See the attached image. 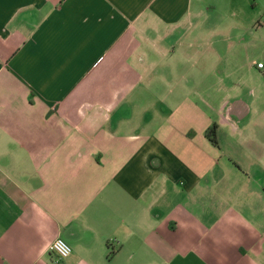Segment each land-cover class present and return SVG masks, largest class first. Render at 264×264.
I'll list each match as a JSON object with an SVG mask.
<instances>
[{
    "label": "crops",
    "instance_id": "1",
    "mask_svg": "<svg viewBox=\"0 0 264 264\" xmlns=\"http://www.w3.org/2000/svg\"><path fill=\"white\" fill-rule=\"evenodd\" d=\"M209 8L0 0V264H264V62Z\"/></svg>",
    "mask_w": 264,
    "mask_h": 264
},
{
    "label": "rangeland",
    "instance_id": "2",
    "mask_svg": "<svg viewBox=\"0 0 264 264\" xmlns=\"http://www.w3.org/2000/svg\"><path fill=\"white\" fill-rule=\"evenodd\" d=\"M210 5L209 12L214 17H225V22L234 21L233 23L240 27V35L244 40H252V42L259 43L260 47L256 48L250 53L245 54L246 60H251L252 57H257L264 62V0H205ZM230 29H233V25L229 24ZM256 63V61H255ZM262 83V82H261ZM264 87V86H263ZM256 95H261L257 93ZM255 103V115H257V105L264 104V102L254 100ZM219 120L222 118L221 113ZM261 117V114H260ZM240 136V135H239ZM223 139V138H222ZM225 140V139H223ZM226 147L224 156H229L233 160L240 162V148L234 147L230 142L223 145ZM222 156V157H224Z\"/></svg>",
    "mask_w": 264,
    "mask_h": 264
},
{
    "label": "built area",
    "instance_id": "3",
    "mask_svg": "<svg viewBox=\"0 0 264 264\" xmlns=\"http://www.w3.org/2000/svg\"><path fill=\"white\" fill-rule=\"evenodd\" d=\"M258 66H262V61L256 62ZM48 249L57 256V262L71 253V245L61 236L54 237L48 244Z\"/></svg>",
    "mask_w": 264,
    "mask_h": 264
},
{
    "label": "trees",
    "instance_id": "4",
    "mask_svg": "<svg viewBox=\"0 0 264 264\" xmlns=\"http://www.w3.org/2000/svg\"><path fill=\"white\" fill-rule=\"evenodd\" d=\"M206 135L211 140V142L216 143L215 124H212L209 128L206 129Z\"/></svg>",
    "mask_w": 264,
    "mask_h": 264
}]
</instances>
